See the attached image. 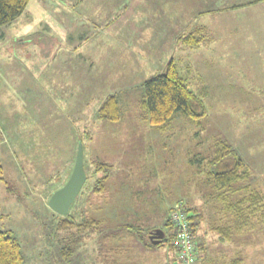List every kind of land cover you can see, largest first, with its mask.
Here are the masks:
<instances>
[{"label": "rangeland", "instance_id": "obj_1", "mask_svg": "<svg viewBox=\"0 0 264 264\" xmlns=\"http://www.w3.org/2000/svg\"><path fill=\"white\" fill-rule=\"evenodd\" d=\"M34 1L0 26V230L18 238L25 263L179 264L167 240L151 245L148 235L160 228L168 238L169 212L184 204L202 214L195 264H264V31L219 21L223 40L191 48L174 26L173 0H39L36 16ZM185 2L176 3L183 14L193 4ZM170 60L206 114L176 113L155 127L142 83ZM110 94L115 122L97 115ZM79 139L86 179L62 216L72 227L60 230L47 202L67 181ZM221 140L248 166L228 186L208 176ZM96 162L111 165L99 192Z\"/></svg>", "mask_w": 264, "mask_h": 264}, {"label": "trees", "instance_id": "obj_2", "mask_svg": "<svg viewBox=\"0 0 264 264\" xmlns=\"http://www.w3.org/2000/svg\"><path fill=\"white\" fill-rule=\"evenodd\" d=\"M29 1L0 0V26L8 24L19 17ZM202 31L203 28L197 27L183 34L180 37L181 43L191 48H197L205 40ZM142 89L143 99L141 108L147 112L148 122L152 126H163L176 113H181L191 119H200L206 114L201 97L193 91L190 82L180 74L179 68L173 60L168 61L163 72L147 78L142 83ZM97 115L100 119L111 122L119 120L120 112L115 94H110L102 102L97 110ZM79 140L82 142L81 139ZM208 166L209 178L221 186H228L234 181L241 180L248 173V166L238 152L229 143L222 140L217 144L212 158L208 161ZM110 168L111 165L109 163H95V170L103 173L95 182V186L93 187L95 192H99L102 189L103 182L107 179ZM183 206L189 215V228L195 237L199 235V224L202 214L184 204ZM59 219L58 229L67 230L72 227L73 222L68 221L66 217L59 216ZM166 225L172 228L169 221ZM78 226H83V224ZM171 232L172 234L167 238V242L171 249H173L172 254L174 259L178 262L175 256L176 249L171 244V239H173L174 234L173 228ZM219 233L221 239H228L230 227L225 226L219 228ZM149 243L151 244V242ZM199 245L200 242L195 240L197 255H199ZM69 254L70 248L65 246L62 249V255L67 258ZM0 264H26L20 241L9 230H0Z\"/></svg>", "mask_w": 264, "mask_h": 264}, {"label": "crops", "instance_id": "obj_3", "mask_svg": "<svg viewBox=\"0 0 264 264\" xmlns=\"http://www.w3.org/2000/svg\"><path fill=\"white\" fill-rule=\"evenodd\" d=\"M50 2L51 0H44L42 2ZM89 0H80L82 4L88 2ZM173 15L175 17L174 26L179 30L180 33H187L197 27L203 28L202 34L205 36V40L202 42L203 44H213L214 42H218L223 40V36L225 32H220L216 30V24L220 21L224 28L229 30H240L247 29L245 34L252 35L260 33L264 31V11H260L264 5V0H190L192 5H199L198 3H203L205 9L198 11L192 5L187 6L184 10V14L180 8H176V3L183 2L186 4L185 0H173ZM39 2L36 0L33 2V14L36 16L34 12H38L35 10V4ZM187 5V4H186ZM248 8V9H247ZM43 9L45 11H43ZM80 9V8H79ZM40 17L43 18V14L49 13L48 8L46 7H38ZM228 12L226 16L218 17L215 15V12ZM181 12V14H180ZM232 13V14H229ZM93 15L102 16V14H97L95 12L90 11ZM59 13L56 14V16ZM32 15V13H31ZM107 17V16H105ZM51 18V16H49ZM65 18V17H64ZM231 30V31H232ZM251 40L254 41L255 38L250 36ZM63 78V76L61 77ZM174 257V256H173Z\"/></svg>", "mask_w": 264, "mask_h": 264}, {"label": "water", "instance_id": "obj_4", "mask_svg": "<svg viewBox=\"0 0 264 264\" xmlns=\"http://www.w3.org/2000/svg\"><path fill=\"white\" fill-rule=\"evenodd\" d=\"M86 179L83 165V145L79 140L72 171L63 186L56 189L48 199V206L58 215L68 214L71 204L74 202ZM148 238L153 245L164 243L167 238L160 228H154L149 232Z\"/></svg>", "mask_w": 264, "mask_h": 264}, {"label": "built area", "instance_id": "obj_5", "mask_svg": "<svg viewBox=\"0 0 264 264\" xmlns=\"http://www.w3.org/2000/svg\"><path fill=\"white\" fill-rule=\"evenodd\" d=\"M188 216L183 204L176 205L168 215V221L174 231L171 244L176 249L179 264H195L197 260L195 237L189 228Z\"/></svg>", "mask_w": 264, "mask_h": 264}]
</instances>
